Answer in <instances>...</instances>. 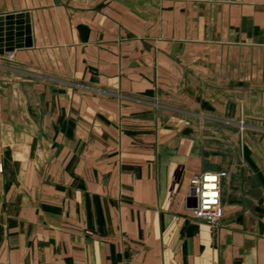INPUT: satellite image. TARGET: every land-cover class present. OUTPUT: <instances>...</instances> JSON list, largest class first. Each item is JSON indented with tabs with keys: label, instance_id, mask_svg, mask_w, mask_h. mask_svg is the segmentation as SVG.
Masks as SVG:
<instances>
[{
	"label": "crops",
	"instance_id": "obj_1",
	"mask_svg": "<svg viewBox=\"0 0 264 264\" xmlns=\"http://www.w3.org/2000/svg\"><path fill=\"white\" fill-rule=\"evenodd\" d=\"M7 15L0 264H264V0H0ZM205 171L226 172L216 225L190 209Z\"/></svg>",
	"mask_w": 264,
	"mask_h": 264
},
{
	"label": "built area",
	"instance_id": "obj_2",
	"mask_svg": "<svg viewBox=\"0 0 264 264\" xmlns=\"http://www.w3.org/2000/svg\"><path fill=\"white\" fill-rule=\"evenodd\" d=\"M10 56L14 53L10 52ZM225 175L224 171H205L190 179L188 196L195 197V205L190 207L195 219L216 225L222 218L220 179Z\"/></svg>",
	"mask_w": 264,
	"mask_h": 264
},
{
	"label": "water",
	"instance_id": "obj_3",
	"mask_svg": "<svg viewBox=\"0 0 264 264\" xmlns=\"http://www.w3.org/2000/svg\"><path fill=\"white\" fill-rule=\"evenodd\" d=\"M5 18V20H7L9 23H12V19L14 18V16L13 15H7V16H0V23H1V21H3V19ZM1 24H0V42L1 41H4V39L3 38H1V31H2V28H1ZM22 27L20 26V28L19 29H21ZM18 30V29H17ZM14 40V38H13V36H12V34H11V32L8 34V37H7V39L5 40L6 41V43H5V47H6V50H11L13 47H14V45L16 46V45H19V43L15 40V41H13ZM189 199H192L193 200V204H192V206H194L195 205V197L194 196H189Z\"/></svg>",
	"mask_w": 264,
	"mask_h": 264
}]
</instances>
